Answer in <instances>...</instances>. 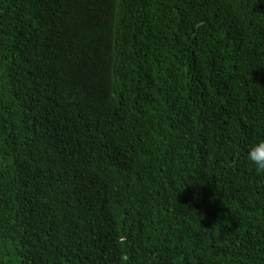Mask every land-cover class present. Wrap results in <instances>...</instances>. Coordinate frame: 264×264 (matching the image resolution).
Listing matches in <instances>:
<instances>
[{"label":"trees","instance_id":"obj_1","mask_svg":"<svg viewBox=\"0 0 264 264\" xmlns=\"http://www.w3.org/2000/svg\"><path fill=\"white\" fill-rule=\"evenodd\" d=\"M264 0H0V264H264Z\"/></svg>","mask_w":264,"mask_h":264},{"label":"clouds","instance_id":"obj_2","mask_svg":"<svg viewBox=\"0 0 264 264\" xmlns=\"http://www.w3.org/2000/svg\"><path fill=\"white\" fill-rule=\"evenodd\" d=\"M247 159L255 167L257 173H264V138L258 139L251 145Z\"/></svg>","mask_w":264,"mask_h":264}]
</instances>
